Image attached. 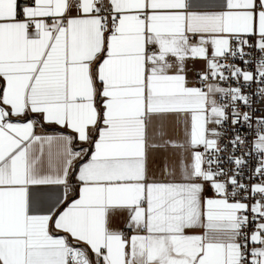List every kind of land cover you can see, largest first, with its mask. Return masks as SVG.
<instances>
[{"label":"snow or ice","instance_id":"6c2138e0","mask_svg":"<svg viewBox=\"0 0 264 264\" xmlns=\"http://www.w3.org/2000/svg\"><path fill=\"white\" fill-rule=\"evenodd\" d=\"M0 264H264V0H0Z\"/></svg>","mask_w":264,"mask_h":264},{"label":"crops","instance_id":"0c3cea01","mask_svg":"<svg viewBox=\"0 0 264 264\" xmlns=\"http://www.w3.org/2000/svg\"><path fill=\"white\" fill-rule=\"evenodd\" d=\"M189 67L190 68H193V65L190 64ZM202 67H203V65L201 63H199V62L196 63L195 66H194L195 69H199V68H202ZM189 77H190V79L191 78H194V73L193 72H190L189 73Z\"/></svg>","mask_w":264,"mask_h":264}]
</instances>
